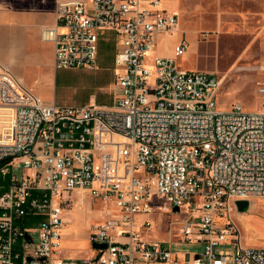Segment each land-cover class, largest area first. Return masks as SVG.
<instances>
[{
	"label": "built area",
	"instance_id": "built-area-1",
	"mask_svg": "<svg viewBox=\"0 0 264 264\" xmlns=\"http://www.w3.org/2000/svg\"><path fill=\"white\" fill-rule=\"evenodd\" d=\"M56 17L44 30L56 70L93 67L114 34L113 99L46 103L0 63V173L10 176L0 264H228L221 243L235 244L234 264H264V246L243 245L232 216L236 200L264 196V111L220 109L217 74L178 66L190 47L183 32L172 55H149L180 24L164 0H58ZM257 90L264 96V84ZM76 191L113 201L117 213L91 224V242L107 247L73 260L60 239ZM156 208L184 214V240L203 251L181 259L144 240L135 216Z\"/></svg>",
	"mask_w": 264,
	"mask_h": 264
},
{
	"label": "rangeland",
	"instance_id": "rangeland-1",
	"mask_svg": "<svg viewBox=\"0 0 264 264\" xmlns=\"http://www.w3.org/2000/svg\"><path fill=\"white\" fill-rule=\"evenodd\" d=\"M164 4L178 11L180 30L161 36L155 51L149 55H171L183 32L190 47L178 58V66L217 74L221 81L217 98L220 109L228 110L232 104L239 102L245 110L264 111V96L257 90L259 84H264V0H164ZM52 5L48 13L50 16L57 10L55 2ZM111 35L114 36L109 33V37L105 36L101 42L93 67L59 69L55 72L54 81L46 74L29 76L41 79L38 84H33L35 91L48 102L61 105H80L91 101L100 105L110 104L115 77V46ZM39 46L43 50L42 58L46 59L48 44L39 41ZM0 63L15 75L9 65ZM47 71L51 68L44 73ZM9 180V175L0 173V185H7ZM198 199L195 198L197 202ZM249 201V206L242 212L234 206L232 216L240 227L243 245L264 246V196H254ZM156 203L159 207L163 206L162 200ZM194 207L192 205L188 210ZM107 209L117 213L113 201L104 202L88 191L73 194V202L65 205L64 210L66 224L60 239L63 256L76 260L95 253L89 238L91 224L104 217ZM183 216L173 210L156 208L154 212H138L135 223L144 240L166 242L179 258L190 259L204 248L201 242L184 240L181 231ZM146 221L150 224L144 225ZM197 221L195 216L193 223ZM29 235L33 239L36 231L31 230ZM215 249L217 253L229 251L231 259L228 264H234L235 244L221 243Z\"/></svg>",
	"mask_w": 264,
	"mask_h": 264
},
{
	"label": "crops",
	"instance_id": "crops-1",
	"mask_svg": "<svg viewBox=\"0 0 264 264\" xmlns=\"http://www.w3.org/2000/svg\"><path fill=\"white\" fill-rule=\"evenodd\" d=\"M57 1L0 0V61L9 65L20 82L33 90L46 103L50 102L34 89L41 79L37 77L31 79L29 76H35L37 73H40L41 76L46 74L49 79L54 81V75L57 71L54 67V43L44 37V30L56 24V12L53 16L48 13H50V8L53 6L52 3L55 2V5H57ZM168 9L178 13L175 9ZM109 33L112 32H107L102 41ZM111 38L115 46V37L111 35ZM39 41L48 44L47 50L50 55L48 53L46 59L42 58L43 50L39 46ZM113 55H115V47ZM49 67L51 71L44 73ZM7 187L0 185V192L3 193Z\"/></svg>",
	"mask_w": 264,
	"mask_h": 264
},
{
	"label": "water",
	"instance_id": "water-1",
	"mask_svg": "<svg viewBox=\"0 0 264 264\" xmlns=\"http://www.w3.org/2000/svg\"><path fill=\"white\" fill-rule=\"evenodd\" d=\"M249 203H250V201L248 199H238V200H236V206H237L238 212L244 211L249 206ZM173 210L174 211H178L179 208L176 206ZM92 247L94 249H96V248H106L107 247V243H92Z\"/></svg>",
	"mask_w": 264,
	"mask_h": 264
},
{
	"label": "bare ground",
	"instance_id": "bare-ground-1",
	"mask_svg": "<svg viewBox=\"0 0 264 264\" xmlns=\"http://www.w3.org/2000/svg\"><path fill=\"white\" fill-rule=\"evenodd\" d=\"M179 30H180V24H179V27L175 30V33H177Z\"/></svg>",
	"mask_w": 264,
	"mask_h": 264
},
{
	"label": "trees",
	"instance_id": "trees-1",
	"mask_svg": "<svg viewBox=\"0 0 264 264\" xmlns=\"http://www.w3.org/2000/svg\"><path fill=\"white\" fill-rule=\"evenodd\" d=\"M3 163H5V161L3 162ZM2 163H0V165H1ZM9 182H10V180H9ZM9 184V183H8ZM8 184L7 185H5L4 187H7L8 186ZM6 190V189H5ZM2 192V191H1ZM0 192V193H1ZM4 192V191H3ZM2 194V193H1Z\"/></svg>",
	"mask_w": 264,
	"mask_h": 264
}]
</instances>
